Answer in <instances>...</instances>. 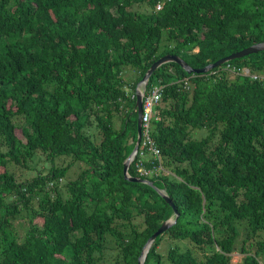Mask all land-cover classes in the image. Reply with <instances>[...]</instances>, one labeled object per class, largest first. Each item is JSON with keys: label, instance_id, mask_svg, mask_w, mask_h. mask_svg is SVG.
<instances>
[{"label": "trees", "instance_id": "obj_1", "mask_svg": "<svg viewBox=\"0 0 264 264\" xmlns=\"http://www.w3.org/2000/svg\"><path fill=\"white\" fill-rule=\"evenodd\" d=\"M261 42L264 0H0V264H138L174 213L123 176L137 83L164 54L201 68ZM228 63L260 74L264 50ZM186 76L190 90L173 83ZM156 83L165 85L151 119L161 167L150 180L178 216L143 264H232L240 221L236 264H264V82L213 81L168 62L146 92ZM196 129L206 135L193 139ZM36 153L46 173L17 181L8 166L26 168ZM164 236L177 242L159 252ZM109 247L117 254L106 261Z\"/></svg>", "mask_w": 264, "mask_h": 264}, {"label": "water", "instance_id": "obj_2", "mask_svg": "<svg viewBox=\"0 0 264 264\" xmlns=\"http://www.w3.org/2000/svg\"><path fill=\"white\" fill-rule=\"evenodd\" d=\"M264 50V42L261 43H257L254 45H251L249 47H246L240 51H236L233 52L225 57H222L218 60H216L213 63L207 64L206 66L202 67V68H192L190 67L181 57H179L178 55H174V54H165L163 56H161L160 58H158L155 62H153L151 64V66L149 67V69L146 71V73L144 74V76L142 77L141 81H139L137 87H136V95H135V104H134V109L136 110L137 113V136H136V141L135 144L133 146L132 151L129 153V155L126 157V159L123 162V176L126 180L128 181H132V182H140V183H144L147 184L151 187H153L162 197L163 199L171 206V208L173 209V213H174V217L172 219H168L166 221H164L159 227L158 229L151 235V237L147 240L146 244L143 247V250L141 251L139 257H138V264H143L144 259L146 257L148 248L150 247V245L152 244V242L154 241V239L160 235L161 233H163L164 231H166L172 224H174L176 222V218L178 216V212L173 204V202L171 201V199L165 194V192L163 190H160L158 188H156L153 184V181L148 180V179H143V178H139V177H135V176H131L128 173V168L130 165V162L132 161L137 149H138V145L140 142V138H141V113H142V100H143V92L142 90L139 88L140 85H143V87L146 86L149 77L151 76L152 72L159 67L160 65L167 63V62H175L178 65H180L187 73H196V74H203L206 73L209 69L215 68L219 65H221L224 62L230 61L232 59L235 58H240L252 53H256L259 51Z\"/></svg>", "mask_w": 264, "mask_h": 264}, {"label": "rangeland", "instance_id": "obj_3", "mask_svg": "<svg viewBox=\"0 0 264 264\" xmlns=\"http://www.w3.org/2000/svg\"><path fill=\"white\" fill-rule=\"evenodd\" d=\"M137 72H135L132 69H128L127 72L125 71L124 73V79L126 82H131L134 79L137 78ZM129 76V78L127 77ZM230 79H233L234 77L229 76ZM119 118L116 119V125L118 126L119 124ZM192 138L193 139H200L202 137H204L206 135V129H196L193 130L191 132ZM42 155L39 153H36L35 158L33 161H30L28 164V167L24 168L21 166H14V165H9L8 168L10 171L14 172V175L16 177L17 181H23L25 179H28L30 177H33L34 175H36L37 172H42V173H46V171L48 170L49 166L45 163V161L41 160ZM59 159L61 158H57L55 159V162L59 163ZM79 171V166L77 164L71 166L68 171L66 172L65 177L62 178V181L59 182V185L61 187H63V184L65 183V181H67L69 178L75 176V174ZM21 220H17L15 225L16 228L19 229L18 233L19 235H23L24 231H25V227L20 228V224H21ZM137 223H140V220H137ZM239 223V231H240V236L236 241V249L234 252H232L230 254V262L232 264H236L239 263L243 257V255L241 254L239 248L242 242V239L245 237L246 232H247V228H246V224L245 221H240ZM177 241L175 240H171L168 237L164 236L163 241L160 243V246L158 248L159 252H164L165 248L167 247V245L169 244H173L176 243ZM117 254V250L113 247H109L106 251V261H110L112 260L115 255ZM199 255V254H198Z\"/></svg>", "mask_w": 264, "mask_h": 264}, {"label": "clouds", "instance_id": "obj_4", "mask_svg": "<svg viewBox=\"0 0 264 264\" xmlns=\"http://www.w3.org/2000/svg\"><path fill=\"white\" fill-rule=\"evenodd\" d=\"M160 9V3H158L156 5V10H159ZM169 54V53H168ZM165 55V54H164ZM163 56V55H162ZM180 57V56H179ZM160 58V57H159ZM155 62V61H154ZM229 61L227 62H224L222 63L221 65L215 67V68H212V69H209L206 73H203L201 75H205L208 79L210 80H217L221 74H226L227 77L229 76H232V77H235V76H242V77H247V78H250L252 79L251 77L249 76H243V75H240V74H237V73H234V72H231L230 71V67H235L236 69L237 68H243V69H247V68H244V67H238V66H235V65H231L228 63ZM168 63V62H167ZM175 63V62H174ZM177 64V63H176ZM180 66V65H179ZM206 66V65H205ZM181 67V66H180ZM158 68V67H157ZM156 68V69H157ZM202 68V67H201ZM149 69V68H148ZM147 69V70H148ZM183 69V68H182ZM215 69V70H214ZM250 74H257V75H264V72L258 74V73H253L251 72L249 69H247ZM146 73V72H145ZM153 73V72H152ZM190 74H196V73H190ZM138 76V75H137ZM144 76V75H143ZM150 78V77H149ZM142 79V78H141ZM135 80V79H134ZM149 80V79H148ZM254 80V79H252ZM141 81V80H140ZM187 82V85L185 86L184 85V82ZM257 81H260V82H264V80H257ZM139 83V82H138ZM137 83V85H138ZM148 83V82H147ZM173 83H177L178 85H180L182 87V89L184 90H190L192 87H193V84L191 82V78L186 76V77H183L181 79H178L176 81H174ZM136 85V87H137ZM147 85V84H146ZM136 87H135V91H136ZM155 87H159L161 88V91H160V98H159V101L156 103V105L153 107L152 109V112H151V115H150V118H149V121L147 123V126H144V123L142 121V115H143V101L144 99L146 98V96L148 94L151 93V91L155 88ZM139 88L142 90L143 92V100H142V113H141V138H140V142H139V145H138V149L132 159V161H134L136 158V162H135V167H136V164L138 162H141L142 166L147 169V170H155L154 173L152 174H149V175H144V174H141L137 167V171L138 173L140 174V176H135V177H139V178H143V179H148L150 180V178H152L153 176L157 175V170L160 169V162H161V156H160V150L159 148L157 147V145L155 144V142L152 140V137H151V119H152V115L154 113V111L156 110L157 106L159 105L160 101H161V98H162V93L164 91V88H165V85L164 84H154L151 89L148 90V92H146V86L143 87V85H140ZM136 95V93L134 94V96ZM135 104V103H134ZM135 110V109H134ZM136 111V110H135ZM136 128H137V122H136ZM148 132V136L150 138V141L152 142L153 146L158 150V153L156 154L155 152H153L152 150H149L147 146H143V141H144V136H143V132L146 131ZM137 131V129H136ZM137 136V135H136ZM135 144V143H134ZM133 149V148H132ZM132 151V150H131ZM153 160H156L158 161V166L157 168L153 167V168H147L144 163L145 162H149L151 163ZM131 161V162H132ZM130 162V163H131ZM152 181V180H151ZM173 217L169 218V219H172Z\"/></svg>", "mask_w": 264, "mask_h": 264}, {"label": "built area", "instance_id": "obj_5", "mask_svg": "<svg viewBox=\"0 0 264 264\" xmlns=\"http://www.w3.org/2000/svg\"><path fill=\"white\" fill-rule=\"evenodd\" d=\"M230 71L237 73V74H240V75H243V76H249L254 80H264V75L250 74V72L247 69H243V68H237L236 69L235 67H230ZM184 85L185 86L187 85L186 81L184 82ZM160 91H161V88L155 87L151 91V93L146 96V98L143 101L142 121L144 123V126H147V123L149 121L152 109L156 105V103L159 101ZM143 136H144L143 146H147L149 150H152L153 152H155L157 154L158 150L153 146L152 142L150 141L147 130L143 132ZM136 167H137L138 171L144 175L152 174L155 171V170L145 169L142 166L141 162H138L136 164Z\"/></svg>", "mask_w": 264, "mask_h": 264}]
</instances>
